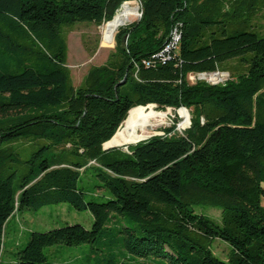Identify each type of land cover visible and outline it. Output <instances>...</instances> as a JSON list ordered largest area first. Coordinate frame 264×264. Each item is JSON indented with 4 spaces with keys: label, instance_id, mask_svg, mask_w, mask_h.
<instances>
[{
    "label": "trees",
    "instance_id": "trees-1",
    "mask_svg": "<svg viewBox=\"0 0 264 264\" xmlns=\"http://www.w3.org/2000/svg\"><path fill=\"white\" fill-rule=\"evenodd\" d=\"M125 1L0 0V254L15 211L65 202L90 228L33 231L15 264H53L44 248L81 244L92 264H264V0H137L139 19L74 86L66 32ZM214 71L231 81L187 80ZM148 104L191 109L190 129L102 148ZM199 204L221 208L220 222Z\"/></svg>",
    "mask_w": 264,
    "mask_h": 264
},
{
    "label": "rangeland",
    "instance_id": "rangeland-1",
    "mask_svg": "<svg viewBox=\"0 0 264 264\" xmlns=\"http://www.w3.org/2000/svg\"><path fill=\"white\" fill-rule=\"evenodd\" d=\"M131 1H134L140 8L137 0ZM138 19L139 16L135 21ZM102 26L103 24L97 26L93 23L81 22L76 23L66 32V65L70 70L74 86L80 84L91 66L103 64L109 53L113 51L115 47L114 34L117 30L111 34L103 35ZM187 80L190 84L200 81L209 85H220L225 84L230 79L221 76L220 79L219 77L216 79L219 84H211V81L208 79L189 74ZM153 106L157 114L164 113L165 117L160 119V122L154 124L152 128L148 129L147 137L142 140H147L153 136H182L190 129L192 120L191 109L184 106L178 107L177 109H160L155 105ZM180 110H184L187 115V124L185 123L183 127H181V123H183L184 118L179 114ZM129 145H127V147ZM96 180L97 179H91L90 174L83 175L80 178L79 185L84 186L85 198L87 200L92 195H95L94 191L97 190L94 187ZM96 193L99 194V191ZM193 208L196 213L207 216L216 222H220L221 208L205 204L195 205ZM75 223L81 224L84 228L89 229L92 223V216L87 210H76L65 202L49 204L38 210L15 211L5 224L2 237L0 264H15V252L24 246L29 233L33 231L43 232L66 224ZM211 248L217 257L224 260L226 259L229 250L227 243L221 240H215ZM44 252L48 256V260L53 264H92V257L90 254L91 247L89 244L76 246L53 245L44 248ZM165 264L170 263L168 260H165Z\"/></svg>",
    "mask_w": 264,
    "mask_h": 264
},
{
    "label": "bare ground",
    "instance_id": "bare-ground-1",
    "mask_svg": "<svg viewBox=\"0 0 264 264\" xmlns=\"http://www.w3.org/2000/svg\"><path fill=\"white\" fill-rule=\"evenodd\" d=\"M138 16L139 6L134 1H125L119 6L114 17L103 24L102 34H111L118 28L130 24ZM128 112L126 120L121 124L115 135L104 144L105 146L122 143L133 144L145 139L147 137V130L165 117L164 113L157 114L153 105L134 107ZM179 114L184 118L183 123H181V127H183L186 123L187 115L184 110H180Z\"/></svg>",
    "mask_w": 264,
    "mask_h": 264
},
{
    "label": "built area",
    "instance_id": "built-area-1",
    "mask_svg": "<svg viewBox=\"0 0 264 264\" xmlns=\"http://www.w3.org/2000/svg\"><path fill=\"white\" fill-rule=\"evenodd\" d=\"M178 35L177 34H173L172 37V43L171 45H168L165 50L168 51L170 48H172L173 46L176 45V42L178 40ZM161 55V53H160ZM168 58V56H167ZM192 75H197L199 76V78H203V79H208L211 81V84H219L218 81H216V79L221 76L226 77L227 79H230V76L227 72H219V71H214V72H198V73H190Z\"/></svg>",
    "mask_w": 264,
    "mask_h": 264
},
{
    "label": "water",
    "instance_id": "water-1",
    "mask_svg": "<svg viewBox=\"0 0 264 264\" xmlns=\"http://www.w3.org/2000/svg\"><path fill=\"white\" fill-rule=\"evenodd\" d=\"M140 15H141V12H139V17H140ZM113 17H114V16H113ZM148 105H153V104H148ZM146 106H147V105H146ZM124 120H125V119H124ZM124 120H123V121H124ZM123 121H122V122H123ZM121 124H122V123H121ZM121 124H120V125H121ZM120 125H119V127H120ZM119 127H118V128H119ZM117 130H118V129H117ZM117 130H116V132H117ZM116 132H115V133H116ZM115 133H114V135H115ZM114 135H113V136H114ZM113 136H112V137H113ZM112 137H111V138H112ZM111 138H110V139H111ZM110 139H109V140H110ZM109 140H108V141H109ZM108 141H106V142H108ZM106 142H105V143H106ZM105 143H104V144H105ZM104 144L102 145V148H103V149H109V148H114V147H120V146H122L124 150H127V145H129V144H127V143H122V144H118V145H109V146H105Z\"/></svg>",
    "mask_w": 264,
    "mask_h": 264
}]
</instances>
